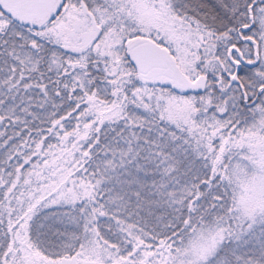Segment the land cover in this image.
Masks as SVG:
<instances>
[{
  "label": "snow or ice",
  "instance_id": "obj_1",
  "mask_svg": "<svg viewBox=\"0 0 264 264\" xmlns=\"http://www.w3.org/2000/svg\"><path fill=\"white\" fill-rule=\"evenodd\" d=\"M0 264H264V0H0Z\"/></svg>",
  "mask_w": 264,
  "mask_h": 264
}]
</instances>
